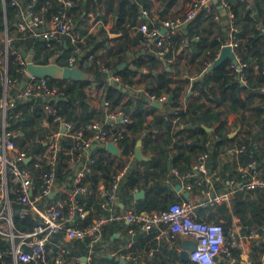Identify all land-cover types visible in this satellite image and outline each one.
<instances>
[{
    "label": "built area",
    "instance_id": "built-area-1",
    "mask_svg": "<svg viewBox=\"0 0 264 264\" xmlns=\"http://www.w3.org/2000/svg\"><path fill=\"white\" fill-rule=\"evenodd\" d=\"M33 1L35 0L25 1L24 8L20 10L17 18V30L24 33L23 37L26 39L38 37L53 40L56 43L64 42L68 36L71 46L63 65L77 66L76 58L83 53L82 36L73 30L71 18L61 10L45 16L43 14L44 5L40 7L39 11H36L32 5ZM58 1L64 8L73 4L72 0ZM215 1H218L226 15L229 35L227 41L222 43L217 52L214 53L213 59L217 58L224 45H230L234 54V58L230 59V72L234 79L242 85H247L249 80L245 70L247 65L236 50L243 42V38L236 34L238 28L234 22L232 7L227 0H189L179 12L160 19L151 16L146 8H142L138 15L136 28L142 33L144 46L148 47V50L153 52L157 59L165 63L172 62L177 51V47L172 41L173 36L180 37V46H185L189 39L197 38L198 36L189 38L186 35L189 23L203 8L213 18L217 19L218 15L214 14L213 5ZM240 1L246 4V8L253 9L252 0ZM7 2L19 6L22 0H2L3 5ZM47 24L46 29H41ZM257 27L261 28L260 24H257ZM4 43V51L0 55V80L4 87V95L0 97V237L10 246L8 249L0 248V264H63L68 252L65 242L85 238H88V251L87 254H83L85 260L83 261L81 256H76L75 264H83V262L96 264L92 255L93 246L101 243L103 225L113 216L100 215L91 219L86 225L76 224L74 219L83 220L88 215V210L78 201L77 194L88 195L96 190L105 199L101 206L111 209L117 199L120 181L126 170L117 171L112 176L109 187L104 191H101L99 187L93 189L81 183L83 176L89 170L90 157L85 156V153L94 143L100 146H105L109 141L118 144L123 137L122 131L111 130L109 124L118 118H121L124 123H128L129 119L124 116L121 110L111 106L110 102L102 96V89L104 119L91 120L80 127H74L71 121L65 120L57 112L56 101L59 97L64 96L63 85L49 84L46 77L34 80V77L26 72L24 59L20 52L17 53L16 59L29 79L22 86H18L17 79L9 83L7 77L9 39L6 34ZM52 45L47 42V48L52 47ZM91 58L92 54L88 55L87 59L90 60ZM213 59L207 61L206 66H210ZM100 66L102 71L107 73L108 84L120 80V76L107 68L103 62ZM185 76L188 75L185 74ZM12 85L19 88L16 97L42 96L44 98V111L52 115L53 121H57L59 127L63 129V131L57 130L51 133L44 142L46 148L38 156V159H43L48 165L49 171L42 175L40 190L35 194L32 192L33 178L31 173L23 165L29 155L27 156L25 151L16 145L6 121V108L13 105V98L8 99L6 92ZM260 90L264 92V88ZM96 94L97 91L94 90L92 95L96 96ZM62 137L69 139V146L64 147L62 145ZM244 149V144L229 146L225 153L238 155ZM59 151L68 155L66 163L73 175L71 179L74 188L66 196L57 197L51 203H43V199L49 196L58 182L55 170L60 162L57 156ZM208 154V151L200 152L197 157L198 162L192 166V169H204ZM39 164L36 162L35 166H39ZM255 164V161L251 160L245 166H241L242 177H238V179L232 177L229 179V183L233 185L232 192L257 191L261 193L264 207V177L256 175ZM173 171L177 173L176 169ZM216 179L222 181L220 177H216ZM200 183V180L196 181V184ZM10 186L14 187L13 192L15 194L12 201L22 205L19 215L23 216L24 213L29 212L37 218V223L29 232L19 230L15 232L13 230L11 200L8 196ZM226 198L227 192H223L215 195L213 201L221 202ZM194 209L195 204L185 199L173 201L166 207L150 211H135L130 208L123 214L122 219L130 225L128 228L130 234L138 229L144 234L157 231L160 235L173 237L178 234L194 240L195 247L189 250L188 259L195 264H218L217 258L220 255L226 257V264H242V259L248 257V253L252 251L260 255L259 264H264V245L261 244L264 241V215L255 227H250L247 232H243L240 223L234 222L225 228L221 222L199 219ZM1 220H4V224L1 223ZM59 234L62 235L61 239L56 237ZM130 245L131 242H127L126 248H129ZM235 249L239 250L238 255L234 254Z\"/></svg>",
    "mask_w": 264,
    "mask_h": 264
},
{
    "label": "trees",
    "instance_id": "trees-1",
    "mask_svg": "<svg viewBox=\"0 0 264 264\" xmlns=\"http://www.w3.org/2000/svg\"><path fill=\"white\" fill-rule=\"evenodd\" d=\"M25 1L22 0L21 5L14 6L10 2L3 5L2 0H0V33L6 34L9 39V51L7 55V77L9 83L14 79H17L18 86H22L29 77L21 69V65L16 59L17 53L20 49L26 51L33 50V59L38 63H47L52 57H55L56 62L59 64H64L66 56L69 54L70 50V38L66 36L64 42L56 43L53 40H45L38 37H32L26 39L23 37L24 33L17 30L18 14L21 9L25 6ZM172 0H162L163 10H167L170 6ZM234 14V22L238 28L237 36L243 38V42L237 47V53L241 56L242 60L246 63L245 70L247 73L251 68V63L257 61L258 63V82H264V0H252V8H246V4L240 0H227ZM73 4L66 8L62 7V4L58 0H35L32 2L33 8L39 11L40 7L44 5L45 9L43 14L49 16L51 13L57 12L59 10L64 11L73 22V30L79 32L82 36L81 47L83 53L78 55L76 58V65L88 73V76L84 79L79 80H62L54 79L51 77H46L49 84L63 85V98L56 101L57 112L65 120H69L73 123L74 127H80L88 121L95 119V117H102L103 113L92 109L88 102L86 101V89L95 85L97 88L101 87L103 89L102 96L107 99L112 107L118 105L121 101L123 93L119 88L114 85L107 83V73L102 71L101 62L106 65L107 68L113 70L115 73L119 74L121 78L126 81H131V75L135 71H131L127 67V57L126 50L131 44L140 43L143 41L142 33L136 28L138 22V15L142 8H148L150 6L151 0H72ZM100 4H103L104 10L113 11V26L119 29V35L117 37L110 38L113 43L109 45L106 41L109 39L106 36L102 37L93 47L85 49L88 47L91 34L88 33L89 27V13L92 12L97 14L99 12ZM162 17V16H161ZM105 18V17H104ZM211 14L207 13L206 9L203 8L196 17L189 23L186 35L190 38L192 36H198L194 39H189L185 48L187 49L186 54L190 61L194 58H199L198 62L205 64L204 62L213 59L214 54L205 53L207 47L219 48L222 43L225 42V37L222 39H217L215 37H210L211 33ZM260 24L261 28L257 27ZM88 33V34H87ZM86 35V36H85ZM173 44L177 47L180 44V37L175 35L172 38ZM47 42H50L52 47L47 48ZM1 47V46H0ZM102 47L108 53L109 58L106 60H100L97 55H95V49ZM85 49V50H84ZM92 54V58L88 60V55ZM150 59L156 60L153 52H149ZM111 56V57H110ZM146 56V55H145ZM144 57L140 56L133 63L136 66H141L145 62ZM125 62L126 65L119 67L121 63ZM231 60L225 59L217 66L211 69H204L200 73V77L195 79L190 83V90L196 92L195 95L191 94L187 96V105L193 111H196L197 117L195 118L197 123V129L201 133H206L203 123L209 124L208 120L211 119L213 122L221 120V110L210 111V107L205 105L202 97L213 100L215 105H220L225 99L229 101V110L238 111L245 108V103L241 93L247 88L254 86L253 78H249L247 85H242L239 81L234 79L231 74L230 65ZM34 80H37L34 77ZM155 87L152 91L155 95H159L162 91L172 94V106H176L177 95L180 90V85L175 84L173 79L167 75L166 72L154 75ZM189 80L186 78V84ZM18 86L12 85L9 87V91L6 94L7 98H13V105L6 108V121L8 122V129L14 130L15 136L13 139L16 145L21 148L30 159L23 163V165L29 166L31 168V176L38 177V188L40 187L41 177L44 173L49 171L48 165L43 161V159H38L42 152L46 148L45 140L51 134V131L47 127L41 125L42 119L46 118L49 124L54 127L57 126V121H53L52 115L47 114L44 111V98L42 96H28L25 98L16 97L19 90ZM247 87V88H246ZM253 93V91H249ZM2 93L0 92V95ZM188 92L185 91L184 95ZM261 100L264 97V93L259 92L256 94ZM139 101V100H138ZM139 103H143L140 101ZM141 104L135 105L133 112L139 110ZM264 107L262 103H259L252 107L251 111L254 116L262 114ZM178 112H182V109H177ZM201 112V114H199ZM199 114V116H198ZM163 123L162 127L165 130L171 127V123L165 120L164 117L159 119ZM260 129L252 133L251 131L246 132L238 141L239 144H244L245 149L238 154V161L242 164L248 163L251 160L255 161V169H262L260 177H264V147L260 143V139L264 138V117L258 121ZM250 124V123H249ZM124 128L115 129L116 131L121 130L123 137L119 141L120 152L127 154L132 152L137 141V137L127 134V129L132 133L138 130V125L135 120L126 123ZM222 128V121L218 125ZM59 130V129H58ZM151 133H148L150 136ZM219 141L215 145H221L226 139H229L227 135H223L221 130L217 132ZM250 138V140L248 139ZM61 143L64 147L70 145V141L67 137H62ZM161 139L166 143L171 142V137L167 131L164 134L155 135V139ZM198 149L203 152L208 149L205 140H201L198 144ZM213 150V149H212ZM104 153L110 154L104 146H97L90 155V161L88 162L89 170L83 176L81 183H89V187L95 189L97 188L98 181L101 178L112 177L114 171L103 166V161L107 159L104 157ZM216 154V150H213L212 154H208L209 157H213ZM59 164L55 170V175L57 177L60 165L67 166L66 159L67 154L63 151L58 152ZM166 158L165 155L159 156L157 159H151L148 162V170L146 169H130L121 179L119 190L124 196H129L131 190L138 186L140 181L144 182L145 196L137 200L133 205L132 209L135 211H150L161 207H166L169 203L175 201L173 199H168L166 196L167 187L161 182L157 181L158 176L166 172L165 162L162 166L161 173L154 171L156 165ZM184 159L187 161L185 154H178L173 158V164L176 165L178 159ZM40 163L39 166H35V163ZM181 169V165L179 166ZM177 167V168H178ZM66 174L72 177L71 170L67 167ZM105 170L110 171L106 173ZM112 171V172H111ZM257 173V172H256ZM153 178L154 185H148L147 179ZM37 192V190L35 189ZM33 190V193H36ZM250 192L235 193L234 197V207L232 213L239 217L242 224V231L247 232L248 229L255 223H259L260 219L264 215V207L262 201L259 202L258 211L262 212V216L257 219L256 213L253 216L247 217V205L251 203ZM10 202V210L12 216L13 230L15 232L25 231L29 232L32 230L33 226L37 223L36 216L30 214L29 212L24 213L23 216L19 215L22 210V205L15 204L12 199L15 194L8 193ZM88 198L84 201L78 198V201L83 204V206L88 210V215L85 219H75L78 225H86L89 223L91 215V208L97 212V215H108L101 206V202L95 199L93 192L87 195ZM223 221L222 224L226 228L230 225L231 213L226 209H222ZM90 212V213H89ZM218 222V221H217ZM130 225H128V228ZM153 232V231H151ZM148 237L150 235H147ZM57 238H62V235H57ZM147 238V237H145ZM88 238L85 239H74L67 242V252L71 258L77 254H87ZM146 239L143 240V243ZM264 245V241L261 242ZM69 245V247H68ZM9 243L2 242L0 244L1 249H8ZM97 245L93 246V249H97ZM132 249V247H131ZM168 252L173 253V264H195L189 259L184 260L180 257L177 250H168ZM101 264H123L119 259H114L108 255H104L100 259ZM71 264H74L73 262ZM161 264V263H158Z\"/></svg>",
    "mask_w": 264,
    "mask_h": 264
},
{
    "label": "crops",
    "instance_id": "crops-1",
    "mask_svg": "<svg viewBox=\"0 0 264 264\" xmlns=\"http://www.w3.org/2000/svg\"><path fill=\"white\" fill-rule=\"evenodd\" d=\"M188 1L189 0H172L168 9L163 10L162 0H151L150 6L146 9L151 16L160 19L179 12L184 8ZM115 2L116 0H114L113 4H115ZM213 5L214 14H217L218 18L215 19L211 16V21L213 22L210 27V37H215L217 39L225 37L226 42L229 35L226 15L218 4V1H215ZM47 27L48 24L47 26H42L41 29H46ZM88 33L91 34L90 37H87V39L90 40V43L85 49L93 47L106 35L109 38L106 41L109 45H112L113 41L110 38L117 37L120 34L119 29L113 26L112 9L105 11L103 4H100L99 12L97 14L90 12ZM4 38L5 34L0 33V55H2L5 47ZM217 50L218 48L207 47L205 53L207 52L210 55L216 53ZM186 51L187 49L185 46L178 45L174 60L165 63L159 59H150V54L148 53L151 51L148 50V47L144 46L142 42L131 44L126 50L127 67L129 70L135 71L134 74L131 75V81L124 80L118 74L120 80L110 82V85L116 86L123 93L120 103L115 107L121 110L124 116L128 117L129 122L132 120L137 122L138 130L136 132L132 133L129 129L126 130L127 134L137 137V141L133 151L127 154L120 152L119 144H115L118 153H113L107 149L110 154H103L104 157L107 156V159L103 161L102 165L111 168L114 171V174L121 169H125L126 173L133 168L146 169L149 171V169H147L148 162L151 159H157L159 156L165 155L166 158L163 161H160L153 170L161 173L162 166L165 162L166 172L159 175L157 181L167 187L166 196L168 199H173L175 201L187 199L192 201L195 204L194 210L196 216L199 219L207 221H223L221 210L226 209L231 213L230 224L234 222L241 224L239 217L232 213L235 205L234 197L237 192H232L233 185L229 183V179H232V177H235V179L242 177L240 167L245 166L247 163H240L238 161V155L226 154L225 151L229 146L238 145V141L243 138L244 135L246 136L247 131L254 133L260 129L258 121L264 117V110L260 115L254 116L251 114L253 106L262 103L264 107V97L260 100L256 95L261 92V88H264V82H258V63L257 61L252 62L250 68L251 71L248 72L249 78H253V82L255 83L254 86L249 88L246 87L247 90L241 93V97H243L246 106L245 108L238 111H231L229 110V101L227 99L217 106L212 99L201 98L205 105L210 107L211 112L218 110L222 111L221 120L213 122L209 119V124H202L206 133H201L196 128L197 123L195 118L197 117V113L187 105V96L196 94V92L190 90V83L195 79H198L200 77L199 74L205 68L208 70L209 66H206V61L204 62L205 64L199 63V58L197 57L190 61L187 57ZM94 52L100 60H106L109 58L108 53L102 47L96 48ZM140 56L144 57L143 59L145 62L141 66H136L133 62ZM215 59H213V61ZM124 65H126L125 62L121 63L119 67H123ZM113 71H115V69H113ZM164 72L173 79L175 84L180 85V90L177 95L178 103L176 106H172L173 96H171V101L168 100L170 94L167 92L162 91L159 95L150 92L154 89L156 84L154 75ZM185 74L188 76H185ZM186 78L189 80L187 84ZM23 84H25V82ZM94 90L97 91L96 96L92 95ZM8 91L9 90H7V92ZM101 91L102 88H97L94 84L89 86L86 89V101L92 109L103 113ZM185 91L188 92L187 95H184ZM249 91H253V93H249ZM0 92L2 93L0 97H2L4 95V87L1 80ZM140 101L143 103H139ZM138 104H141L139 110L133 112L134 106ZM177 109H182V112H178ZM199 114H201V112H199ZM162 117L171 123V127L167 130H165V127H162L163 123L159 121ZM95 119H104V113L102 117H95ZM221 121L222 128L220 129L218 125ZM125 124L126 123L121 121V118H118L115 121H112L109 124V127L111 130H114L124 128L123 126ZM41 125L47 127L51 133L56 132L58 129L63 131L59 126H57L56 129V126L54 127L49 124L46 118L42 119ZM219 130H221L223 135H227L229 139H226L223 144L218 146L215 144L219 141L217 134ZM165 131L170 135L171 142L166 143L161 139H155V135H162ZM11 132L13 136H15L16 131L14 132V130H11ZM148 133H151L150 136ZM248 139L250 140L249 137ZM201 140H205L206 145L208 146V149L205 151H208L211 155L213 150H216V154L206 160L204 169L193 170L192 166L198 162L197 157L200 153L198 144ZM260 143L264 147V138L260 139ZM97 146L98 145L95 143L92 144L90 149L85 153V156L90 157L91 153ZM137 147L139 148L140 157L135 156V149ZM182 153L186 155L187 161L185 162L184 159L180 158L177 160L176 165L173 164V158ZM29 159L30 156L25 159V162ZM177 164L179 166L181 165V169H179ZM24 166L31 172L29 166ZM173 169H176L177 173H175ZM66 170H68L67 166L60 165L57 175L58 182L53 189L55 193L43 199V203H51L55 198L66 196V194L72 192L74 184L71 177L65 173ZM256 170V175L259 176L262 169ZM105 171L106 173L110 172L108 170ZM216 177H220L222 181L217 180ZM32 178L33 190L36 192V189L38 192L40 190V187L38 188L37 185L38 177ZM111 178L112 177L101 178L98 181L97 187L101 188V191H104L109 187ZM197 180H200L201 183L196 184ZM154 181H156V178L155 180L153 178H148L147 184L150 186L154 185ZM85 185L89 186V183L86 182ZM143 185L144 182L140 181L138 186L131 190L130 195L127 197L118 189L117 199L113 207L111 209L104 208L108 213V215L104 216L112 215L113 218L108 219L103 225V230L101 232L102 241L97 244V249H93L92 255L96 264H101L99 259L104 255L119 259L123 264H173V253L168 252V250H177L179 253L181 248L180 243L184 239L183 236L176 234L173 237H169L167 235H160L157 231L144 234L138 229L130 234L128 232L129 224L122 219L123 214L130 209L137 200L145 196V188ZM13 188L14 187L12 186L9 188L11 193H14ZM139 190L143 191V195L136 199L134 193ZM223 192H227V198L225 200L221 202L213 201L215 195ZM93 196L101 203L105 200L104 196L96 190L93 192ZM249 196L251 203L247 205V217H251L256 213L257 219H259L260 216H262V212L258 211V207L260 208L258 204L262 201L261 193L257 191L250 192ZM77 198L85 201L88 196L81 194V196ZM89 216L90 219H93L100 215H97V212L91 208V215ZM74 221L76 224L79 222L75 219ZM256 225L257 223L251 227H255ZM147 235L150 236L148 237ZM144 239H146L145 243H143ZM2 242H4V240L0 237V244ZM127 242H131L129 248H126ZM65 243L67 245V242ZM69 250L70 247L68 248V251ZM238 252L239 250L235 249L234 254L238 255ZM76 256H81L84 261L83 254H77L73 258L67 255L63 264H71L72 262L75 264ZM217 259L218 264H226V257L223 255L218 256ZM260 259V255H257L252 251L251 253L249 252L248 257L242 259L241 262L242 264H259Z\"/></svg>",
    "mask_w": 264,
    "mask_h": 264
},
{
    "label": "water",
    "instance_id": "water-1",
    "mask_svg": "<svg viewBox=\"0 0 264 264\" xmlns=\"http://www.w3.org/2000/svg\"><path fill=\"white\" fill-rule=\"evenodd\" d=\"M20 54L24 59L25 63V70L26 72L36 78H44V77H51L54 79H62V80H79L84 79L88 76V73L80 69L78 66L68 67L62 64H59L56 62L55 57H52L49 62L47 63H38L35 62L33 59V50L30 49L28 51L24 49H20ZM234 54L231 51L230 45H224L221 48V51L218 55V57L212 62V64L208 67L209 69L217 66L225 59H233ZM171 94L168 97V100L171 101ZM63 98V97H59ZM106 149L113 153H118L117 146L109 141L106 143ZM135 156L140 157L139 154V148L137 147L135 149ZM55 191H52L49 195L54 194ZM143 195V191L139 190L134 193V197L138 199ZM81 194L78 193L77 197H80ZM180 250L179 255L182 259L187 260L188 259V252L189 250H192L195 247V242L192 239L184 238L180 243ZM83 259L85 260V256H83ZM85 264V262H83Z\"/></svg>",
    "mask_w": 264,
    "mask_h": 264
},
{
    "label": "rangeland",
    "instance_id": "rangeland-1",
    "mask_svg": "<svg viewBox=\"0 0 264 264\" xmlns=\"http://www.w3.org/2000/svg\"><path fill=\"white\" fill-rule=\"evenodd\" d=\"M181 8V7H180ZM176 9H177V7H176ZM1 223H3L4 224V220H1Z\"/></svg>",
    "mask_w": 264,
    "mask_h": 264
}]
</instances>
